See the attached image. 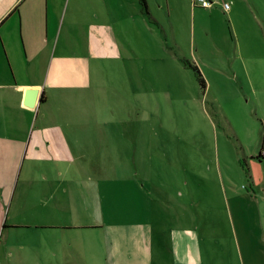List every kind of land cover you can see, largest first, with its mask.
Masks as SVG:
<instances>
[{"label":"crops","instance_id":"1","mask_svg":"<svg viewBox=\"0 0 264 264\" xmlns=\"http://www.w3.org/2000/svg\"><path fill=\"white\" fill-rule=\"evenodd\" d=\"M93 1L0 0V264H215L189 206L231 217L234 187H200L191 165L162 177L149 135L160 121L132 85L131 115L107 117L116 87L94 76L123 51ZM240 234L219 245L252 264L259 235Z\"/></svg>","mask_w":264,"mask_h":264},{"label":"rangeland","instance_id":"2","mask_svg":"<svg viewBox=\"0 0 264 264\" xmlns=\"http://www.w3.org/2000/svg\"><path fill=\"white\" fill-rule=\"evenodd\" d=\"M146 1L151 19L139 0L93 1L104 12L100 21L118 33L119 42L114 40L123 51L122 62L109 59L102 77L94 76L95 83L116 87L103 93L104 100L117 103L107 117L131 115L125 107L134 100L128 86L138 90L135 100L148 105L146 115L160 121L149 135L161 176L169 180L175 168L191 165L200 187L207 178L234 187L231 197L238 203L231 205L232 219L220 209L208 216L200 202L189 206L200 214L199 229L208 243L215 244L209 245L212 262L242 264L234 251L224 252L219 245L230 244L234 229L241 239L253 240L251 231L259 235L261 251L251 253L252 264H264V159L255 158L264 143V0H214L210 7L193 0ZM224 3L230 6L227 11ZM185 61L198 66L206 88ZM241 160L251 166L252 187ZM245 192L250 200L237 199ZM254 243L248 245L254 249Z\"/></svg>","mask_w":264,"mask_h":264},{"label":"trees","instance_id":"3","mask_svg":"<svg viewBox=\"0 0 264 264\" xmlns=\"http://www.w3.org/2000/svg\"><path fill=\"white\" fill-rule=\"evenodd\" d=\"M139 3L141 4V7H142V12L143 13H146L149 18L151 19L150 17V14L148 13V5H147V1L146 0H139ZM152 23H154L155 25H158V22L156 20L153 19V21L151 20ZM185 64L187 66H189L190 68H192L198 78V80L200 81V84L203 88H206V81L202 75V73L200 72L199 68L197 65L195 64H192V63H189L187 61H185ZM256 158H260V159H264V143L262 145V150L261 152L256 156ZM241 162V166L246 169V174L247 176L250 178V173H249V167H248V164L246 162H244L243 160L240 161Z\"/></svg>","mask_w":264,"mask_h":264},{"label":"built area","instance_id":"4","mask_svg":"<svg viewBox=\"0 0 264 264\" xmlns=\"http://www.w3.org/2000/svg\"><path fill=\"white\" fill-rule=\"evenodd\" d=\"M194 5H199L202 7H210L212 6L215 1L214 0H193ZM229 4L228 3H224V9L225 11H227L229 9Z\"/></svg>","mask_w":264,"mask_h":264}]
</instances>
